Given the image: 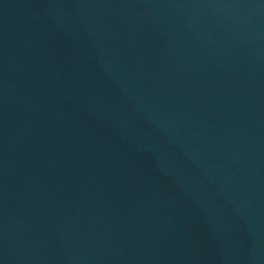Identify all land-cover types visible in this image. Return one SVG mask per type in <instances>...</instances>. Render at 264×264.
<instances>
[{
  "label": "water",
  "instance_id": "1",
  "mask_svg": "<svg viewBox=\"0 0 264 264\" xmlns=\"http://www.w3.org/2000/svg\"><path fill=\"white\" fill-rule=\"evenodd\" d=\"M0 264H264V0H0Z\"/></svg>",
  "mask_w": 264,
  "mask_h": 264
}]
</instances>
